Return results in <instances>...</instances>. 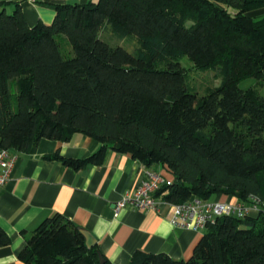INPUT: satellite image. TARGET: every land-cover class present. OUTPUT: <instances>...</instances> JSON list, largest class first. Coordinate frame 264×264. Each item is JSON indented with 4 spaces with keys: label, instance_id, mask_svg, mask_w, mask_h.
Masks as SVG:
<instances>
[{
    "label": "trees",
    "instance_id": "trees-1",
    "mask_svg": "<svg viewBox=\"0 0 264 264\" xmlns=\"http://www.w3.org/2000/svg\"><path fill=\"white\" fill-rule=\"evenodd\" d=\"M262 9L264 0H97L55 5L53 22L33 27L19 3L0 11V149L32 154L42 140L82 134L100 144L90 157L44 159L80 170L103 165L111 150L162 166L173 182L158 195L169 203L223 195L264 203V14L251 16ZM184 56L220 86L200 96ZM249 79L256 87L242 89ZM206 230L188 260L137 251L128 264H264V209ZM11 242L0 226V249ZM100 255L57 213L19 260L101 264Z\"/></svg>",
    "mask_w": 264,
    "mask_h": 264
},
{
    "label": "crops",
    "instance_id": "crops-1",
    "mask_svg": "<svg viewBox=\"0 0 264 264\" xmlns=\"http://www.w3.org/2000/svg\"><path fill=\"white\" fill-rule=\"evenodd\" d=\"M97 0H41L38 4H20L27 24H51L55 5L88 4ZM15 0H0V11L11 14ZM264 9L252 17L262 16ZM100 144L82 134L69 142L42 140L32 154L13 152L17 161L10 180L0 188V226L11 238V245L0 249V264H23L19 254L27 245L32 232L46 218L62 214L81 232L90 234L99 251L112 264H128L137 251L167 254L175 260H188L204 235L175 227L170 222L169 207L161 212L128 208L114 216V205L134 190L147 169L130 155L109 151L101 166L74 170L58 161L44 159L60 154L66 158L86 159L97 152ZM173 182L162 167L150 168ZM212 201L239 202L232 196H217Z\"/></svg>",
    "mask_w": 264,
    "mask_h": 264
},
{
    "label": "built area",
    "instance_id": "built-area-1",
    "mask_svg": "<svg viewBox=\"0 0 264 264\" xmlns=\"http://www.w3.org/2000/svg\"><path fill=\"white\" fill-rule=\"evenodd\" d=\"M15 1L19 4L25 2L38 4L41 2V0ZM16 161L17 157L13 154V151L0 149V188L9 182ZM171 184L172 182L166 180L161 174L148 168L145 169L140 184L114 205V216L119 217L120 213L128 208L151 210L159 213L162 208L169 207L172 211L170 222L173 226L199 231L215 225L219 218L225 216L244 218L253 211L264 209V203L257 198H253L251 203L247 204L242 202L204 201L192 197L186 203L172 204L164 199V195H158L164 186Z\"/></svg>",
    "mask_w": 264,
    "mask_h": 264
},
{
    "label": "rangeland",
    "instance_id": "rangeland-1",
    "mask_svg": "<svg viewBox=\"0 0 264 264\" xmlns=\"http://www.w3.org/2000/svg\"><path fill=\"white\" fill-rule=\"evenodd\" d=\"M187 25H188V27H190L192 25V23H188ZM101 36H102L103 40H107V42L109 44H111L113 47H123L127 51H129L130 53H134V50L136 49L135 44L129 45V44H127V42L125 40H118V39L115 41L112 40L110 33L107 31H103ZM181 64L188 71L189 85L192 88H194L200 96H203L206 94L207 87H218V86H220L221 80H217L214 72H212V71H205L204 72V71L197 70L195 65L193 64V62H191V60L189 59V57L184 56L181 59ZM257 84H258L257 80L249 79V80L243 81L241 83L240 87L242 89L246 90L249 88L256 87ZM12 91H13V93L16 92L14 87L12 88ZM262 94L264 95V90H263ZM206 231L207 230H202V233L205 234Z\"/></svg>",
    "mask_w": 264,
    "mask_h": 264
},
{
    "label": "water",
    "instance_id": "water-1",
    "mask_svg": "<svg viewBox=\"0 0 264 264\" xmlns=\"http://www.w3.org/2000/svg\"><path fill=\"white\" fill-rule=\"evenodd\" d=\"M86 238V245L88 248H92L96 245V240L88 233L82 232ZM100 262L101 264H104L106 262V259L104 256L100 255Z\"/></svg>",
    "mask_w": 264,
    "mask_h": 264
}]
</instances>
